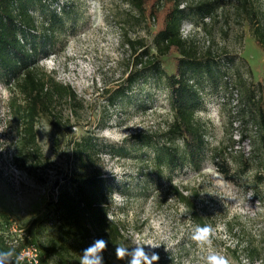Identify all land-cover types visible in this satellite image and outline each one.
<instances>
[{"label": "rangeland", "instance_id": "obj_1", "mask_svg": "<svg viewBox=\"0 0 264 264\" xmlns=\"http://www.w3.org/2000/svg\"><path fill=\"white\" fill-rule=\"evenodd\" d=\"M46 1L61 13L64 23L35 66L69 85L76 97L59 99L37 117L36 140L47 165L29 174L12 161L16 122L7 107L9 99H23L0 70V251L14 250L17 241L27 236L44 262L80 264L82 241L55 205L57 185L72 188L71 175L100 171L108 241L104 264H126L116 259L114 246L131 247L130 233L138 234L142 244L160 245L145 246L149 255L158 254L156 264H206L210 252L223 255L230 264H264V154L256 122L264 47L253 35L254 19L238 7L240 1L218 0L211 15L201 19L187 11L182 20V37L210 64L199 77L201 106L195 112L204 126L207 154L199 170L173 171L158 167L151 149L172 121L164 76L142 69L122 97L112 104L110 98L134 70L137 54L144 48L155 52L151 32L157 22L139 15L125 0ZM200 1L205 0H186L180 6ZM252 2L264 24V0ZM31 14L40 31V11ZM127 38L139 39L143 47L137 44L133 50ZM176 56L159 58L164 73H173ZM141 133L151 140L150 146L132 137ZM84 137L92 139L90 158L80 161L75 146ZM172 145L180 149L181 139H174ZM213 151L219 155L217 166ZM217 167H227V176ZM174 187L189 206L174 194ZM197 226L213 229L211 247L198 246L192 239ZM14 259L24 264L17 256Z\"/></svg>", "mask_w": 264, "mask_h": 264}, {"label": "trees", "instance_id": "obj_2", "mask_svg": "<svg viewBox=\"0 0 264 264\" xmlns=\"http://www.w3.org/2000/svg\"><path fill=\"white\" fill-rule=\"evenodd\" d=\"M125 1L132 5L139 15H148L157 22L156 30L151 32V42L155 52L149 53L144 48L137 54L134 58V70H129L125 83L113 91L110 97L111 104L114 98L122 97L124 92L136 82L142 69L148 68L155 74L163 75L173 115L168 128L160 135V140L151 147L154 162L158 167L164 166L169 171L185 167L199 170L207 153L204 126L195 118V112L201 106L199 77L209 71L210 64L196 55L189 44V39L182 37L180 27L187 11L202 19L203 16H209L215 11L219 1L205 0L183 6L180 5L186 0ZM239 1L238 7L246 12L249 18L254 19L251 20L253 35L264 47V24H260L252 4L253 0ZM158 3H163L162 16H159ZM51 6L46 0H0L1 75L7 83L13 82L23 99L22 102H18L11 98L7 105L11 118L16 122L17 133L12 161L15 166L32 175L44 170L47 165V160L36 140L37 117L50 110L59 99L67 97L69 100H74L76 97L69 85L54 81L52 77L39 72L35 66L36 58L40 54H47L55 42V31L64 23L61 13ZM36 9L41 13L40 31L35 29L34 16L31 14L32 10ZM255 20L256 25L253 24ZM125 42L133 50L136 49L137 44L138 47H143L139 39L127 38ZM173 53L178 54L174 61V71L166 74L160 67L159 58ZM137 65L140 68H137ZM256 117L259 145L264 154V83L257 85ZM132 137L145 146L151 145V140L143 133ZM176 138L182 141L180 149L172 145V141ZM91 140L89 137H84L76 143L75 154L80 161L90 158ZM218 157L217 151L211 153L212 161L216 166L221 164ZM218 170L223 176H227V167ZM68 179L72 188L67 185H57L55 205L78 234L82 241L81 249L84 250L96 239H107L103 229L107 223L103 178L99 171L89 175L75 173ZM173 190L178 199L188 206L191 204L177 187ZM112 232L118 235L115 225H112ZM31 243L27 236H23L18 240L14 249L15 254ZM40 261L46 263L41 252Z\"/></svg>", "mask_w": 264, "mask_h": 264}, {"label": "clouds", "instance_id": "obj_3", "mask_svg": "<svg viewBox=\"0 0 264 264\" xmlns=\"http://www.w3.org/2000/svg\"><path fill=\"white\" fill-rule=\"evenodd\" d=\"M113 200H119V197L113 195ZM213 229L209 226H197L192 239L198 246L212 245L211 236ZM129 241L131 247L114 246V254L117 260L126 261V264H156L159 256L156 253L149 255L145 251V246L155 249L160 245L153 244L151 241L142 244L138 234L130 233ZM108 248V241L99 238L93 241L81 254L80 264H104L103 253ZM14 250L0 251V264H16ZM206 264H229L227 258L217 252H210L206 257Z\"/></svg>", "mask_w": 264, "mask_h": 264}, {"label": "built area", "instance_id": "obj_4", "mask_svg": "<svg viewBox=\"0 0 264 264\" xmlns=\"http://www.w3.org/2000/svg\"><path fill=\"white\" fill-rule=\"evenodd\" d=\"M14 242H16V240H14ZM16 256H17V260L20 263H24V264H49V263H42L40 261V250L37 247V245H35L34 243L22 247Z\"/></svg>", "mask_w": 264, "mask_h": 264}]
</instances>
